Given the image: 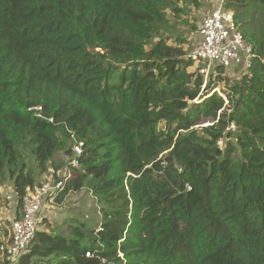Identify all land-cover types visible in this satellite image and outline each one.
I'll return each instance as SVG.
<instances>
[{
    "label": "trees",
    "instance_id": "1",
    "mask_svg": "<svg viewBox=\"0 0 264 264\" xmlns=\"http://www.w3.org/2000/svg\"><path fill=\"white\" fill-rule=\"evenodd\" d=\"M192 3L0 0V187L20 215L81 141L56 201L88 187L102 203L98 227L38 219L14 264H264V0H224L257 57L206 82L166 34Z\"/></svg>",
    "mask_w": 264,
    "mask_h": 264
},
{
    "label": "built area",
    "instance_id": "2",
    "mask_svg": "<svg viewBox=\"0 0 264 264\" xmlns=\"http://www.w3.org/2000/svg\"><path fill=\"white\" fill-rule=\"evenodd\" d=\"M216 5L202 19L198 34L199 45L189 54L192 66L204 77L205 82L216 66L236 67L242 74L248 72L257 55L246 41L234 20L233 13L224 9V0ZM38 110L41 107H37ZM222 145V140L218 141ZM83 142L76 141L72 147L73 155L58 180L42 183L36 191L27 194L21 205V213L10 223L9 238L0 247L4 259L14 264L24 252L37 230L41 212L56 200L66 181L72 176L73 168H79V156ZM9 197V196H8ZM90 256V253H86Z\"/></svg>",
    "mask_w": 264,
    "mask_h": 264
},
{
    "label": "rangeland",
    "instance_id": "3",
    "mask_svg": "<svg viewBox=\"0 0 264 264\" xmlns=\"http://www.w3.org/2000/svg\"><path fill=\"white\" fill-rule=\"evenodd\" d=\"M216 1L217 0H197L198 5L195 3L189 4L187 11L179 12V16L176 15V12H172L170 10L168 16L170 18L171 27L166 31V34L171 36L172 39L169 41V43L177 44V41L173 38L180 37L185 40L184 43H182V46L187 49L189 53L192 52L200 43V38L198 35L199 25L204 16L217 4ZM189 70L193 72L195 68L191 67ZM226 76L230 79H235L240 77L241 74L236 70H230L227 72ZM221 86H223V84H221ZM221 88L222 87L216 88V90L223 94ZM209 123L210 122H205L201 125H207ZM25 154L27 159L32 161L33 158L28 153V151H25ZM66 158L67 156L60 152L55 156V162L57 163L62 160H66ZM66 166L67 163L65 162V164L59 168V170L55 171L54 166L50 165L48 172L38 173L39 184L41 185L47 181L54 180L52 179L54 177V171L57 173L64 171ZM5 185V194L12 193V182ZM5 196H7V194ZM2 198L3 200L0 203V226L3 227L4 231L6 230V227L10 225H7L6 221L9 219H6L5 216H2V213H9L8 202L10 200L7 199V197ZM101 207L102 203L97 201L88 187L83 188L81 191L70 192L62 202H57L54 200L53 203L43 209L39 218V220H41L39 223V228H45L43 223L44 218L50 221L53 226L65 223L75 218L77 220L87 222V224L90 226L98 227L101 219Z\"/></svg>",
    "mask_w": 264,
    "mask_h": 264
},
{
    "label": "crops",
    "instance_id": "4",
    "mask_svg": "<svg viewBox=\"0 0 264 264\" xmlns=\"http://www.w3.org/2000/svg\"><path fill=\"white\" fill-rule=\"evenodd\" d=\"M5 188H6V185L0 187V195L2 197H7V199L10 200L8 202L9 213L3 212L2 213V216H5L6 219H9L10 221H12L11 219H15L18 216V214L16 213L17 212V199H16V197H13L14 196V195H12L13 192L12 193H6L7 196H5L6 195L5 194V192H6V189ZM20 212H21V210H20ZM9 227L10 226H7V228H8L7 240H8L9 235H10V233H9Z\"/></svg>",
    "mask_w": 264,
    "mask_h": 264
},
{
    "label": "water",
    "instance_id": "5",
    "mask_svg": "<svg viewBox=\"0 0 264 264\" xmlns=\"http://www.w3.org/2000/svg\"><path fill=\"white\" fill-rule=\"evenodd\" d=\"M208 125V124H207Z\"/></svg>",
    "mask_w": 264,
    "mask_h": 264
}]
</instances>
